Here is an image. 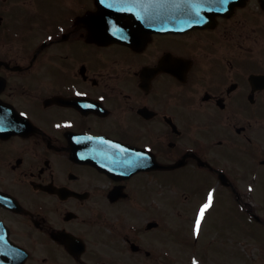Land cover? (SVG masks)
<instances>
[{
	"label": "flooded vegetation",
	"instance_id": "obj_1",
	"mask_svg": "<svg viewBox=\"0 0 264 264\" xmlns=\"http://www.w3.org/2000/svg\"><path fill=\"white\" fill-rule=\"evenodd\" d=\"M145 19L0 0V264H174L163 237L187 258L209 193L258 216L264 2ZM174 213L186 229L166 227Z\"/></svg>",
	"mask_w": 264,
	"mask_h": 264
},
{
	"label": "rangeland",
	"instance_id": "obj_2",
	"mask_svg": "<svg viewBox=\"0 0 264 264\" xmlns=\"http://www.w3.org/2000/svg\"><path fill=\"white\" fill-rule=\"evenodd\" d=\"M261 172H264L263 169ZM251 192V195L245 193L246 199L251 205L254 204L252 207L257 209L256 214L264 220V178L260 191L256 190L255 194ZM254 195L257 200L253 202L251 196ZM212 201V210L206 212L207 220L203 221L201 227L208 237H200L199 241L189 243V247L183 249L187 258L181 255L178 259V254L182 251L173 244V237H163L164 247L170 255L177 256L174 264H189L188 251L208 260L200 264H264V225L247 218L229 199L225 198L221 204L216 203V199ZM175 217V213L166 216V227L186 229V224Z\"/></svg>",
	"mask_w": 264,
	"mask_h": 264
},
{
	"label": "water",
	"instance_id": "obj_3",
	"mask_svg": "<svg viewBox=\"0 0 264 264\" xmlns=\"http://www.w3.org/2000/svg\"><path fill=\"white\" fill-rule=\"evenodd\" d=\"M107 1V0H106ZM111 1V0H110ZM117 2H119V6L118 7H114V11H109L107 10V6H100L99 7V11L101 14L102 19L105 18H112L113 16H125V14L129 13L130 11H145L147 9L151 10L153 8L149 7H137V6H127L129 4L126 3L129 2V0H116ZM219 1L220 3H223L224 0H148V2L150 3H155L158 4L160 9H165V10H198V11H203V13L206 15L207 12L209 11H214V10H219L216 8V6H214L211 2H217ZM144 2H147V0H144ZM233 2H236L235 0H227V2H224L223 5H232ZM110 4V3H109ZM225 5V7H226ZM224 7V6H222ZM156 10V9H153ZM169 18H173V17H169ZM172 21V19L170 20ZM167 22L161 23V24H155L154 26H158L161 27L162 26H170L173 24V26H177V24L171 23L166 25ZM107 36V35H106ZM122 40L124 41L125 38L122 34L117 33V34H112V36L109 38L108 36L106 37V40Z\"/></svg>",
	"mask_w": 264,
	"mask_h": 264
},
{
	"label": "snow or ice",
	"instance_id": "obj_4",
	"mask_svg": "<svg viewBox=\"0 0 264 264\" xmlns=\"http://www.w3.org/2000/svg\"><path fill=\"white\" fill-rule=\"evenodd\" d=\"M224 2H227V0H224ZM211 203H212V196H211V193H209L208 202L201 207V209L197 215L194 233L199 232L200 224H201V220L203 219L204 212L207 208H209L211 206ZM193 264H195V261L193 262Z\"/></svg>",
	"mask_w": 264,
	"mask_h": 264
}]
</instances>
